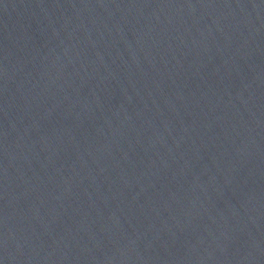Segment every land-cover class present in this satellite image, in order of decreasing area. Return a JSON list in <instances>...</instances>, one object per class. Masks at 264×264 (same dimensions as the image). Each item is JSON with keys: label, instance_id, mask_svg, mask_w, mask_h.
Instances as JSON below:
<instances>
[{"label": "water", "instance_id": "obj_1", "mask_svg": "<svg viewBox=\"0 0 264 264\" xmlns=\"http://www.w3.org/2000/svg\"><path fill=\"white\" fill-rule=\"evenodd\" d=\"M0 264H264V0H0Z\"/></svg>", "mask_w": 264, "mask_h": 264}]
</instances>
